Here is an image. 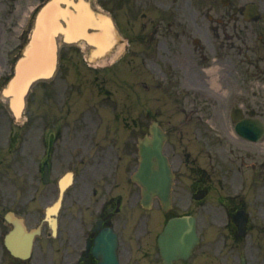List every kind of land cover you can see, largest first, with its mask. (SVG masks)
<instances>
[{
  "label": "flooded vegetation",
  "instance_id": "obj_1",
  "mask_svg": "<svg viewBox=\"0 0 264 264\" xmlns=\"http://www.w3.org/2000/svg\"><path fill=\"white\" fill-rule=\"evenodd\" d=\"M216 1L166 0L168 7L162 2V17L151 30L157 37L147 41L167 53L152 67L169 80L168 91L175 97L164 147L175 172L170 215H192L198 235L191 254L171 264H264V88L254 86L257 78L264 79V17L246 10L249 1L219 0L220 6ZM61 46L65 59L81 53L80 45ZM130 50L127 44L125 54ZM146 54L138 50L139 102ZM227 65L234 85L230 104L224 103L219 80ZM106 75L123 88L118 77L123 73L108 69ZM91 80L94 98L105 103L100 110L94 105L96 126L84 131L87 136L80 135L87 124L78 115L79 92L72 95L64 87L32 90L25 119L10 121L4 136L0 130V264L6 256L9 264H31L37 256L40 262L45 257L47 264H100L96 237L108 227L117 235L119 264H164L157 235L166 217L139 205V188L129 178L143 121L132 119L134 131L129 133L125 105L114 103L119 120L107 107L106 102L115 99L103 86L106 81L98 82L96 72ZM198 89L221 95L223 103L191 104ZM137 107L143 111V104ZM251 119L262 122L257 140ZM236 122L247 126L241 127L244 134L234 129ZM22 175L25 179L18 183ZM24 190H29L27 199ZM55 202L58 210L51 214L52 222L46 210ZM29 203L35 204L34 225L25 210ZM67 205L78 207L76 218L65 214ZM130 212L138 214L133 234ZM6 216L21 218L28 229L40 226L28 259L16 257L5 245L6 234L14 228Z\"/></svg>",
  "mask_w": 264,
  "mask_h": 264
},
{
  "label": "rangeland",
  "instance_id": "obj_2",
  "mask_svg": "<svg viewBox=\"0 0 264 264\" xmlns=\"http://www.w3.org/2000/svg\"><path fill=\"white\" fill-rule=\"evenodd\" d=\"M109 2L110 5L106 6L105 9L110 10L114 14L115 18L117 19L119 29H121L123 35L125 37L127 36L131 42V50L128 53V56L123 59L122 64H125V72L128 73V77L130 78L129 87L136 88L137 77L133 76L132 73H135L134 71H136L135 67L137 66V62H140L141 60V58H138V50L143 48L144 51L147 52L145 60L146 62L144 61L145 65L147 63L148 65L150 64L158 66L161 63V61L160 63H156L157 61H159V56L167 55V53L163 51V48L160 50L158 49L156 51L154 44L149 45L147 43L149 39H152L153 37L155 39V37H157L158 33L151 34V30L153 29V26L155 24V19H159V16L157 14L158 12H155L154 7L160 6L162 2H158L157 0H133V4L131 6H128V10H125V5L127 2L125 0H109ZM38 3H42V0H0V74L10 67L11 60H13V58H15V54L18 53L21 46V36H27V31H24L23 33V28L25 29V27L27 26V20L23 19L26 11L29 10L30 7L34 8V6ZM260 3V7L264 9V0H260ZM166 6L168 7V3H166ZM165 44L170 49L171 43L167 41ZM64 50L65 48L62 47L61 54L63 59H60L59 61V67L55 77L49 82L37 83L35 85V88L38 89L40 87H43L42 85H44L55 88L64 87L68 89L70 93H72V95H75L79 92L78 94L80 95V98L82 100L81 103L84 105H88L86 107H81L78 113L80 119L84 121L85 124H87V126L80 129L81 136H87L88 134L84 131L90 127L95 128L96 126V121L94 120V105H98V108L100 110V106H103L105 103V100L101 101L100 98H94L93 95L94 89L92 87L91 79L95 72L98 73L97 81L102 82L105 80L106 82L103 83V86H105V88L109 87L112 90V98L115 99V102L109 100L106 102V104L108 109L111 110L112 114L118 115L119 120H121L122 118L119 114V111L114 110V108H116L114 106V103H123L125 105V111L127 110V115H124L123 111V117L127 116L129 128H131L132 126V119H139L142 120L144 123H148L152 118L158 119L161 123L164 124V127L168 128L170 119L169 116L173 114V111H171V105L175 104V97L168 91L169 80L165 79V77L161 78L159 75H156L155 72H153L152 75L148 71H146V74H149L148 77L145 76V80L148 84L149 89L145 90L143 100L139 103L140 105L143 104V111H140L137 108V103L131 104L133 101L132 97H126L124 95L120 97L121 95L119 94L123 93V90L120 86L121 84L118 85L116 81H114V83H110L106 75V70L103 66H98V71L92 70L87 64L82 61V57L79 54L76 55L75 58L73 57V59L71 60L65 59ZM118 50L119 48L116 51L114 50L115 55H118ZM115 55L113 54L114 58L116 57ZM121 70L123 71V69ZM118 77L121 82H123L124 84L126 83L125 76ZM219 80L224 89V103H233L232 94L234 90V85L232 83L233 75L232 68L230 66L227 65L225 69L220 70ZM71 82H75L76 84L72 85ZM172 82H174V80H172ZM262 82L264 81L256 79L255 86L257 88H261ZM2 85L3 81H0V87ZM157 86L161 87L157 88ZM241 87H243V84ZM126 92H128V90ZM198 92L201 94H197ZM193 96L195 97V100L192 101L191 104H197L199 107L201 104L205 103H223L221 99L222 96L211 91H206L202 93L201 90L198 89ZM173 109H175V107ZM86 110L89 111L90 115L86 112ZM10 121H12V117L0 97L1 135L4 136V134L7 132L9 128L8 123ZM80 177L81 180H83L84 177L82 175ZM24 179V175L20 176L18 178V183H23ZM24 192L25 194H27L24 195L27 199L29 190H24ZM82 193L84 192L82 191ZM47 199L44 198L40 201V204H38L40 208H42L43 203ZM34 206V203H29L25 207L31 225H34L37 220L31 217V213H33ZM64 212L66 215L70 216V218L73 219L78 216L79 209L76 205H67L66 207H64ZM137 216L138 214H133L132 212L129 213V234H133L137 226ZM68 227V222H65L64 231H67ZM53 245L56 246L55 241H53ZM200 251L201 249L198 250V252ZM50 255L51 254L49 253L48 257ZM40 259L41 256H37L31 264H47V260L45 259V257L42 258V260H44L43 262H40ZM4 264H9V256H6Z\"/></svg>",
  "mask_w": 264,
  "mask_h": 264
},
{
  "label": "water",
  "instance_id": "obj_3",
  "mask_svg": "<svg viewBox=\"0 0 264 264\" xmlns=\"http://www.w3.org/2000/svg\"><path fill=\"white\" fill-rule=\"evenodd\" d=\"M60 2L66 3V8H63ZM69 5H72L70 0H50L36 16L31 37L15 64L14 75L3 89L4 95L10 97V107L16 116L20 115L24 94L30 84L53 74L57 49L55 38L58 33L64 35L72 33L73 24H77L76 21L79 22L78 14L72 12ZM88 16L90 17L88 21L95 20L92 12H89ZM61 19L66 22V27H63ZM92 22H87L83 30L72 33L68 39L76 40L82 35L88 42H93L95 36L88 34L85 30L86 26H93ZM106 25L112 27V22L108 18H106ZM150 133L151 137L146 136L140 141V166L133 175V179L142 186L143 201H150L153 196H157L163 208L166 209L169 206L172 176L161 150L164 135L155 124L150 127ZM185 227L186 223L179 220H170L166 224L161 235L162 249L165 250L166 258L183 254L188 249ZM108 240L111 242V247H114V235ZM174 243L178 250L176 253H171L169 250L174 247Z\"/></svg>",
  "mask_w": 264,
  "mask_h": 264
},
{
  "label": "bare ground",
  "instance_id": "obj_4",
  "mask_svg": "<svg viewBox=\"0 0 264 264\" xmlns=\"http://www.w3.org/2000/svg\"><path fill=\"white\" fill-rule=\"evenodd\" d=\"M73 25H74V27H72L71 32L74 34V33L78 32V30H80L82 25L80 23L73 24ZM101 34H103V35L101 37L97 38V40H99L101 42V43L97 42L99 44L106 42L112 36V33H111L109 28H105Z\"/></svg>",
  "mask_w": 264,
  "mask_h": 264
}]
</instances>
